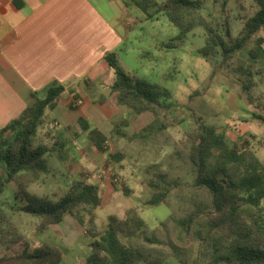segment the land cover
Segmentation results:
<instances>
[{"label":"trees","instance_id":"obj_1","mask_svg":"<svg viewBox=\"0 0 264 264\" xmlns=\"http://www.w3.org/2000/svg\"><path fill=\"white\" fill-rule=\"evenodd\" d=\"M122 1L141 9L149 17L150 9L162 11L178 28L179 40L193 28L202 27L205 44L200 53L213 67L224 66L238 74L236 77L241 90L250 100L255 84L253 66L258 65L255 73L264 71V37L258 35L259 31L264 30V0H252L254 9L250 13L240 14L242 26L233 37L227 17L213 25L202 15L203 0H165L162 3L156 0ZM227 2L222 0L223 8ZM164 46L172 47L174 43L170 41ZM105 60L114 75L110 90L115 94V104L131 110L134 116L149 112L154 118L151 124L128 133L125 129L131 120L121 117L112 123L109 137L82 118L78 120L81 130L87 133L95 148L106 154L107 166L108 160L120 163L126 155L119 150L110 151L109 140L123 139L129 143L156 139L158 133L169 127L176 103L169 100L166 90L157 91L144 79L129 75L121 66L116 52L105 54ZM63 90L62 85L50 86L44 98L33 92L32 104L0 128V193L8 183L25 180L19 183V192L15 194L20 202L11 208L37 218L34 226L36 232L61 224L66 215L85 224L84 217L77 211L79 207L85 209L88 223L91 224V228L85 230L91 238L88 242L90 252L78 264H135L139 260L144 264H169L162 255L141 251L142 243L152 245L167 242L179 257V251L171 241H163L148 231L146 222L135 208L126 210L120 220L119 231L112 223L101 232L93 230V211L102 202L96 184L74 180L65 193L55 200L26 189L28 183L37 181L42 173L48 171L44 156L52 153L54 147L35 144L33 139L43 124L45 112L56 106ZM161 94L165 99H160ZM254 117L264 126L263 114ZM199 119L196 118L193 127L184 130L183 137L177 141L179 148L173 152L175 158H181L184 154L192 177L186 181L181 177L171 179L164 171H147L146 184L151 190L147 204L170 205L175 192L184 206L186 200L182 192L185 189L199 193L202 199L177 220L185 234H192L199 241V254L203 255L204 250L210 248L213 257L211 264H264V165L257 158L250 140L240 135L238 140L230 142L225 129L217 131ZM257 142L264 146V136ZM61 147L57 150V156L65 158L66 155L60 152L63 150ZM112 181L118 183L124 195L132 192L125 181L121 182L115 176H112ZM115 220L114 216H110V221ZM7 221V215L0 206V237L5 236L3 223ZM122 238L125 242H121ZM62 258L59 248L45 242L31 250L26 246L11 256L1 255L0 252V264H60ZM179 261L185 263L182 258Z\"/></svg>","mask_w":264,"mask_h":264},{"label":"rangeland","instance_id":"obj_2","mask_svg":"<svg viewBox=\"0 0 264 264\" xmlns=\"http://www.w3.org/2000/svg\"><path fill=\"white\" fill-rule=\"evenodd\" d=\"M221 2L222 0H203L201 13L213 25L227 17L233 37L242 26L240 14L250 13L254 9V3L252 0H228L226 7L223 8ZM136 10L135 14L141 20L137 30L144 31V37L140 44H136L140 47L136 45L134 48L130 45L126 47V53L120 62L123 69L132 77L144 79L157 91L166 90L169 93V100L176 103L171 112L169 127L166 131L158 133L156 139L147 142L137 140L128 143L123 139L117 141L112 139L111 149L126 153V158L120 163L108 160V164H113L112 168L106 167V159L94 158L90 150L88 152L90 155L81 156L73 153L68 145L61 147L54 143L58 137L54 138L55 134L52 131L49 133L50 138L47 139L44 137L46 132H40L34 137L33 142L35 144L45 142L47 146L53 144L54 151L44 156L48 171L42 173L37 181L28 183L26 189L36 195L55 200L65 193L74 180L86 176L92 183L97 184L98 181L103 191V184L101 185L98 178L101 173L104 177L111 171L112 176L121 182L125 181L132 192L124 195L119 190V193H113L114 196L110 200L109 195L107 197L106 194L102 195L103 203L93 211L94 231H103L109 223L114 224L115 230L119 231L124 213L134 205L146 222L148 231L163 241H171L176 246V251H179V257L167 242L152 245L142 243L141 251L162 255L169 264H183L179 258L184 259V264H211L212 250L208 248L200 255L199 241L192 234H185L177 221L193 208V204L202 199V195L185 189L182 192L186 200L184 206L175 192L171 196L170 205H148L151 190L146 184L147 171L149 173L164 171L171 179L181 177L187 181L192 177L190 165L185 161L184 154L182 153L181 158H175L173 152L179 148L177 141L183 137L184 130L193 127L198 117L200 121L213 126L217 131L225 129L230 142L238 140L240 135L248 138L257 158L264 165V146L257 142L264 136V126L254 117L264 115V71L261 74L255 73L258 65L253 66L255 84L249 100L241 90L236 77L238 74L224 66L213 67L200 53L205 44V31L202 27L193 28L179 40L178 28L162 11L150 9L149 17L141 9ZM258 35L264 37V30L259 31ZM170 41L174 46L160 47V43ZM160 99H165V96L161 94ZM124 110L123 118L131 120L126 127L127 132L134 133L137 129L136 124L131 125L134 114L127 108ZM60 147L63 149L60 152L66 155L65 158L57 156ZM91 165L95 167L91 168ZM21 181L25 180L17 179L8 183L0 193V206L8 220L3 223L5 236L0 237L1 255L11 256L21 252L26 246L31 250L45 242L62 251L63 258L60 264L83 262L84 257L90 252L88 242L91 240L85 231L91 228L85 214L86 210L82 207L77 209L84 217L85 224L71 215H66L61 224L52 225L43 232H36L34 226L38 219L13 209L14 205L20 202L15 194L19 192ZM110 216H114L116 220L110 221ZM121 242H125L124 238ZM135 264L144 263L139 260L135 261Z\"/></svg>","mask_w":264,"mask_h":264},{"label":"crops","instance_id":"obj_3","mask_svg":"<svg viewBox=\"0 0 264 264\" xmlns=\"http://www.w3.org/2000/svg\"><path fill=\"white\" fill-rule=\"evenodd\" d=\"M136 9L122 0H0V128L32 104L33 92L44 98L50 86L62 85L56 106L45 112L37 134L46 132L47 139L52 131L58 146L68 145L81 156L90 155V150L94 158L107 160L78 120L109 137L112 123L123 117L126 107L115 104L110 90L114 75L105 54L116 52L120 62L128 45L141 43L144 31L137 30L141 20ZM76 97L83 100L79 106L72 102ZM153 119L144 112L134 116L131 125H137V132ZM108 146L112 151L111 140ZM101 174L103 191L97 180L96 185L101 197L106 194L110 200L121 188L113 183L111 171ZM81 180L92 183L86 176Z\"/></svg>","mask_w":264,"mask_h":264},{"label":"built area","instance_id":"obj_4","mask_svg":"<svg viewBox=\"0 0 264 264\" xmlns=\"http://www.w3.org/2000/svg\"><path fill=\"white\" fill-rule=\"evenodd\" d=\"M72 102L74 105L79 106L83 103V100L81 98L76 97V98H72ZM244 139H248V138L244 137Z\"/></svg>","mask_w":264,"mask_h":264}]
</instances>
